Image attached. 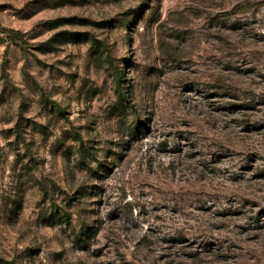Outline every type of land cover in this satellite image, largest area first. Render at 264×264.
<instances>
[{
	"label": "rangeland",
	"instance_id": "obj_1",
	"mask_svg": "<svg viewBox=\"0 0 264 264\" xmlns=\"http://www.w3.org/2000/svg\"><path fill=\"white\" fill-rule=\"evenodd\" d=\"M0 264H264V0H0Z\"/></svg>",
	"mask_w": 264,
	"mask_h": 264
},
{
	"label": "trees",
	"instance_id": "obj_2",
	"mask_svg": "<svg viewBox=\"0 0 264 264\" xmlns=\"http://www.w3.org/2000/svg\"><path fill=\"white\" fill-rule=\"evenodd\" d=\"M122 79L121 78H119V80H118V85H119V87H121V83H122Z\"/></svg>",
	"mask_w": 264,
	"mask_h": 264
}]
</instances>
